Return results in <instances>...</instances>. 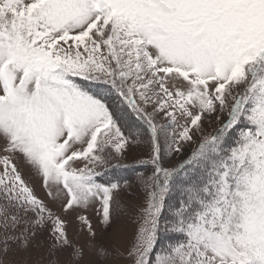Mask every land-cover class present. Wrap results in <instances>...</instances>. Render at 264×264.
<instances>
[{
  "label": "snow or ice",
  "instance_id": "6c2138e0",
  "mask_svg": "<svg viewBox=\"0 0 264 264\" xmlns=\"http://www.w3.org/2000/svg\"><path fill=\"white\" fill-rule=\"evenodd\" d=\"M0 140V264H30L45 228L47 264L72 246L17 160L106 228L132 187L109 172L140 169L131 264H264V0H0Z\"/></svg>",
  "mask_w": 264,
  "mask_h": 264
},
{
  "label": "rangeland",
  "instance_id": "374dc122",
  "mask_svg": "<svg viewBox=\"0 0 264 264\" xmlns=\"http://www.w3.org/2000/svg\"><path fill=\"white\" fill-rule=\"evenodd\" d=\"M218 114L219 113L211 116L205 115L202 118L203 134H211L220 126V123L223 122L225 117L222 116L221 120L217 121L216 115ZM196 138H200L199 133ZM2 147L3 141L0 140V148ZM193 147H195V145L186 143L184 145V154L186 155ZM3 154L4 153L0 151V155ZM144 156H146V151L143 146H140L130 149L126 153L123 162L126 164H132L135 160ZM172 159L175 161L177 157L173 156ZM16 163L19 164L25 175V179L29 182L30 186L34 188L36 194L41 199H44L50 207H53V211L58 212L62 218L68 221V238L72 242V246L82 250V254L79 257L73 255L74 247L72 246L58 250L55 253L56 264H131V261L127 256V250L130 249L131 245L134 243L139 224V208L144 202L143 185L139 184L137 181V172L140 171V169H114L110 173L109 176H123L128 179L132 184V187H122L118 191L116 199L119 202L120 207L114 212V215L118 216V219L112 227L106 228V226L101 223V217L98 213V209L100 207L98 202H94L87 209L76 208L68 212H62L58 202L56 205H52L51 201L45 196V190L42 186L40 178L31 174L27 166L23 164L22 160H17ZM83 163L85 162L81 161V166ZM111 163L115 164L116 161L112 160ZM144 171L150 172L151 169L149 168ZM80 216H86L91 222L93 230L96 233L94 243H90V234L87 227L79 219ZM118 225L119 229L117 230ZM36 239L38 241H42L43 243L39 248H29L28 255L30 264L36 259H40V264H47V260L49 259L48 248L51 243L48 229L45 228L42 233L38 234ZM100 246H103L108 251L109 256L107 258L98 257L97 250ZM114 246L115 248H120V254L114 253ZM16 258L17 257L11 252L6 257L9 261Z\"/></svg>",
  "mask_w": 264,
  "mask_h": 264
},
{
  "label": "trees",
  "instance_id": "16d2710c",
  "mask_svg": "<svg viewBox=\"0 0 264 264\" xmlns=\"http://www.w3.org/2000/svg\"><path fill=\"white\" fill-rule=\"evenodd\" d=\"M120 171V170H119ZM111 172H109V175H110Z\"/></svg>",
  "mask_w": 264,
  "mask_h": 264
},
{
  "label": "crops",
  "instance_id": "0c3cea01",
  "mask_svg": "<svg viewBox=\"0 0 264 264\" xmlns=\"http://www.w3.org/2000/svg\"><path fill=\"white\" fill-rule=\"evenodd\" d=\"M120 249V248H119ZM104 264H106V263H104Z\"/></svg>",
  "mask_w": 264,
  "mask_h": 264
}]
</instances>
